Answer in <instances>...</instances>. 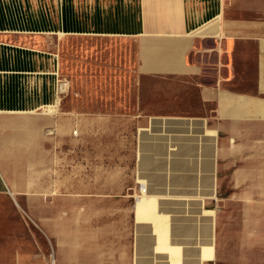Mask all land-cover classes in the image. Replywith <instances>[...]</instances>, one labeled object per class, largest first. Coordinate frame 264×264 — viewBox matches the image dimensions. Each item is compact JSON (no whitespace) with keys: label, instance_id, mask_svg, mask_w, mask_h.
Masks as SVG:
<instances>
[{"label":"crops","instance_id":"0c3cea01","mask_svg":"<svg viewBox=\"0 0 264 264\" xmlns=\"http://www.w3.org/2000/svg\"><path fill=\"white\" fill-rule=\"evenodd\" d=\"M107 136L103 187L101 155L68 149ZM247 146L264 0H0V264H214L197 202ZM141 185L167 220L138 219Z\"/></svg>","mask_w":264,"mask_h":264},{"label":"rangeland","instance_id":"374dc122","mask_svg":"<svg viewBox=\"0 0 264 264\" xmlns=\"http://www.w3.org/2000/svg\"><path fill=\"white\" fill-rule=\"evenodd\" d=\"M172 127L174 126L169 125L168 128ZM103 144L106 146L95 150L70 147L68 154L71 158L82 155H101L103 158L101 163L102 186L104 187L109 179L107 158L110 157L112 151L109 147L108 136L103 140ZM244 150L245 156H240L243 160L240 164L225 165L229 173L240 171L243 178L224 180L222 185L219 180L215 181L213 196L199 197L200 201L197 202V210L200 211L201 205L206 207L209 211L204 214L214 221L215 250L219 253V258L214 264H264V148L247 146ZM184 152L183 155H189V149ZM77 166L79 165L70 164L71 171ZM70 176V186H76L77 178H82L81 175L75 173V170ZM139 196L140 194L137 197ZM151 213L157 214L156 210ZM198 219L200 220L201 217L198 216ZM143 220H148V218ZM17 228L22 234V231H29L30 227L21 223ZM12 244L14 243L7 244V247ZM213 251L214 249L208 252L214 259Z\"/></svg>","mask_w":264,"mask_h":264},{"label":"bare ground","instance_id":"6f19581e","mask_svg":"<svg viewBox=\"0 0 264 264\" xmlns=\"http://www.w3.org/2000/svg\"><path fill=\"white\" fill-rule=\"evenodd\" d=\"M144 184V181L142 182ZM143 187L141 188V194L137 198V203H136V214L138 219L143 220L144 218H148V220H152L155 222H163L169 218V216H164V215H159V214H152L151 212H154L156 210V203H157V197L152 196L148 194L147 192H144L142 190ZM215 244H212L210 247H204V253L207 255V251L213 250ZM169 251H172L175 255L179 253L181 250V247H170L168 248ZM215 259V257H214Z\"/></svg>","mask_w":264,"mask_h":264},{"label":"built area","instance_id":"2783aa9c","mask_svg":"<svg viewBox=\"0 0 264 264\" xmlns=\"http://www.w3.org/2000/svg\"><path fill=\"white\" fill-rule=\"evenodd\" d=\"M143 186H144V185H141V187H143ZM142 190H143L144 192L147 191L146 187L142 188ZM50 264H56L55 259H52Z\"/></svg>","mask_w":264,"mask_h":264}]
</instances>
